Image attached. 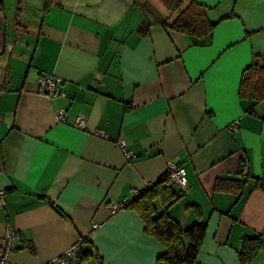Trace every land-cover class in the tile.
Wrapping results in <instances>:
<instances>
[{"label": "crops", "instance_id": "0c3cea01", "mask_svg": "<svg viewBox=\"0 0 264 264\" xmlns=\"http://www.w3.org/2000/svg\"><path fill=\"white\" fill-rule=\"evenodd\" d=\"M190 1L218 23L201 42L170 30L175 15L155 0H53L49 10L46 0H0V249L10 229L17 238L9 264H49L79 240L81 264H156L164 246L139 214L109 204L134 200L170 162L189 185L168 212L183 227L207 222L196 264H243L245 237L263 242L245 264H264V100L238 94L264 55V0ZM42 76L62 80L56 96L40 92ZM218 178L244 179V190L216 191Z\"/></svg>", "mask_w": 264, "mask_h": 264}, {"label": "trees", "instance_id": "16d2710c", "mask_svg": "<svg viewBox=\"0 0 264 264\" xmlns=\"http://www.w3.org/2000/svg\"><path fill=\"white\" fill-rule=\"evenodd\" d=\"M158 1L171 15H175L173 21L167 25L170 30L189 36L196 42H201L213 35L218 23L210 21L204 5L196 1H190L186 5L187 0ZM52 3L53 0H46L45 9L49 10ZM140 33L147 35V26L141 27ZM238 94L242 100H264V55L256 56L243 71ZM257 181V186L264 188L263 182L259 179ZM245 182L244 179L218 178L215 188L216 191L240 192L244 190ZM182 192L183 190L172 185L170 176L166 173L158 182L152 183L150 188L138 192L134 200L128 201L126 209L135 210L144 223L145 232L164 246L165 252L158 257L156 264H196L198 261L206 237L207 222L197 221L190 226L183 227L168 212L169 208L181 198ZM157 200L162 202V211L158 209ZM189 207H193L195 212L200 214L198 206L189 205ZM82 243L84 244L85 240H82ZM262 246L263 242L260 237H245L239 254L241 262L245 264L251 261ZM83 254L85 257L84 250Z\"/></svg>", "mask_w": 264, "mask_h": 264}, {"label": "built area", "instance_id": "2783aa9c", "mask_svg": "<svg viewBox=\"0 0 264 264\" xmlns=\"http://www.w3.org/2000/svg\"><path fill=\"white\" fill-rule=\"evenodd\" d=\"M61 81L62 80L59 77L42 76L39 79L40 92L48 96L49 98L56 96L58 94L57 88ZM64 114V111H60V113L58 114V119L62 120L64 118ZM75 125L80 128H85V120L79 117L75 122ZM238 125L239 122L236 121L231 125L230 128L232 130H236L238 128ZM116 144L127 161H131L137 158V154L127 150V140L125 138H120ZM167 173L170 176L172 185L181 190H185L188 188L189 181L187 170L180 163H168ZM151 186L152 183H146L144 189L150 188ZM6 203L5 191L0 189V208H4L6 206ZM127 204L128 201L112 202L109 204V209L112 214H115L117 212L125 210ZM94 227H97V224H94ZM16 239L17 238L15 236L14 229H10L6 236V246L0 249V264H9L7 261V255L14 250ZM83 255V243L79 241L73 244L61 255L51 260L49 264H81L84 258Z\"/></svg>", "mask_w": 264, "mask_h": 264}, {"label": "rangeland", "instance_id": "374dc122", "mask_svg": "<svg viewBox=\"0 0 264 264\" xmlns=\"http://www.w3.org/2000/svg\"><path fill=\"white\" fill-rule=\"evenodd\" d=\"M154 1V0H153ZM156 2H157V5H161V3H159L157 0H155ZM143 2H144V0H143ZM154 3V2H153ZM169 12V11H168ZM143 27V26H142ZM125 210H127V209H125ZM79 241H81L82 242V240H79ZM79 241H77V242H79Z\"/></svg>", "mask_w": 264, "mask_h": 264}]
</instances>
